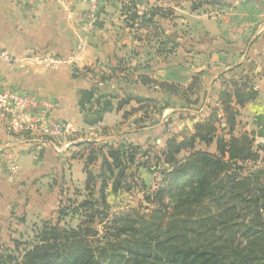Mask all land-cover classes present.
<instances>
[{"label": "crops", "instance_id": "0c3cea01", "mask_svg": "<svg viewBox=\"0 0 264 264\" xmlns=\"http://www.w3.org/2000/svg\"><path fill=\"white\" fill-rule=\"evenodd\" d=\"M139 1L102 0L90 24L86 0H0V50L13 56L0 63L1 77L19 91L54 99L50 120L62 122L64 138L78 146L122 140L143 149L158 136L191 130L212 109L221 115L219 91L233 90L226 81L233 78L256 91L242 105L233 102L234 133L253 134L264 167V0H210L196 8L201 0H143L144 8ZM35 52L59 61L36 65ZM3 117L0 249L29 235L34 223L55 221L62 195L83 190L86 179L85 156L67 158L48 143L30 149L7 132ZM195 146L217 152L215 139ZM137 169L141 177L148 173Z\"/></svg>", "mask_w": 264, "mask_h": 264}, {"label": "trees", "instance_id": "16d2710c", "mask_svg": "<svg viewBox=\"0 0 264 264\" xmlns=\"http://www.w3.org/2000/svg\"><path fill=\"white\" fill-rule=\"evenodd\" d=\"M202 2L215 3L201 0L193 8ZM226 81L234 89L226 85L219 91L222 114L212 109L191 130L166 138L153 157L149 150L122 140L83 142L79 155L85 156L83 190L75 188V198H61L55 221L34 223L29 242L13 243L16 250L24 245L22 253L4 250L0 264H100L103 255L108 264H264L260 146L254 145L251 132L234 133L238 113L234 105L252 100L256 91L233 78ZM130 99H121L118 109ZM214 139L216 153L195 146ZM182 151L186 154L180 156ZM143 157L166 166L165 186L153 196L159 204L144 213L138 208L110 213L107 189L130 190L126 171L134 164L143 166L138 160ZM97 160L96 171L92 166ZM166 196L172 197L169 204L163 201ZM192 206L199 212L183 214ZM66 217L77 223L72 225ZM96 220L105 224L102 235L92 226Z\"/></svg>", "mask_w": 264, "mask_h": 264}, {"label": "built area", "instance_id": "2783aa9c", "mask_svg": "<svg viewBox=\"0 0 264 264\" xmlns=\"http://www.w3.org/2000/svg\"><path fill=\"white\" fill-rule=\"evenodd\" d=\"M34 3L41 0H24ZM87 11L85 17L90 24L94 23L102 0H86ZM146 4L139 1L136 7L144 8ZM33 61L36 65L52 66L59 59L52 53H34ZM13 56L0 50V63H10ZM69 65L73 61H68ZM57 102L46 96H38L33 92L19 91L5 82L0 74V113L4 114L3 121L9 134L15 133L22 137L30 149L43 144H50L57 152L67 153L70 157L81 155L82 147L73 140L64 138L66 126L60 121L50 120V114ZM79 148V149H77ZM84 151V150H83Z\"/></svg>", "mask_w": 264, "mask_h": 264}, {"label": "rangeland", "instance_id": "374dc122", "mask_svg": "<svg viewBox=\"0 0 264 264\" xmlns=\"http://www.w3.org/2000/svg\"><path fill=\"white\" fill-rule=\"evenodd\" d=\"M145 2V1H144ZM196 3V2H195ZM166 126V125H165ZM176 126H174V129ZM184 130H190L189 128L183 129L181 133ZM160 139L159 141H156L155 139L151 140V147L148 148L149 150V156L153 157L157 155V152L159 151V146L160 144L164 143L163 141L166 140V137L163 136H158ZM68 153V152H67ZM67 158L70 156L67 154ZM72 158V157H70ZM142 159V158H141ZM138 159L139 161L144 162L145 164L143 166L144 169H147V167L150 168V170L147 169V172L145 176L141 177L138 173L137 165H133L132 167L129 168V170L126 171V178L127 181L130 184V190H120L118 193H113L110 192L109 190L107 191V201L110 205V213L112 212H119V211H125L130 208H138L142 213L147 212L148 209L153 208L157 206L159 203L156 199H154V193L161 188V186H165L163 184V178L164 174L162 173V170L166 168V166L162 165L161 163L156 164L154 161V158H149L143 157V159ZM161 164V165H160ZM148 175V177H147ZM77 183V182H76ZM72 191V189H71ZM74 189L72 192L65 193L62 195V198H66L68 196L75 198ZM146 197H149V199H146ZM82 197H77V200H81ZM172 197L166 196L163 201L166 203H170ZM198 207L192 206V207H185L183 210V214L185 213H191V214H196L198 213ZM53 220V219H52ZM65 221L71 222L72 225H75L77 223L76 219L69 220V217L65 218ZM104 222L100 223L98 220H96L94 223H92V226L98 230L99 234L102 235L104 232ZM33 230V229H32ZM31 230V233L27 236H24L21 240H17V242H29L33 238V231ZM89 240L93 241V238H90ZM242 240V239H241ZM24 249V245H19L18 249H14V245L8 246V247H3L0 249V253L4 252V250H11V253L14 255H19L22 253ZM104 257V258H103ZM100 264H108L109 261L105 255L101 256ZM260 263V262H259Z\"/></svg>", "mask_w": 264, "mask_h": 264}]
</instances>
